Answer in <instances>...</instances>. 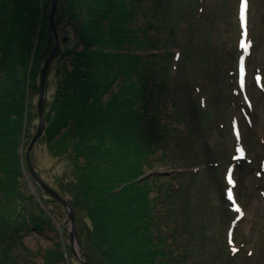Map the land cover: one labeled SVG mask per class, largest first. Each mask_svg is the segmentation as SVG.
Returning a JSON list of instances; mask_svg holds the SVG:
<instances>
[{"label": "trees", "instance_id": "trees-1", "mask_svg": "<svg viewBox=\"0 0 264 264\" xmlns=\"http://www.w3.org/2000/svg\"><path fill=\"white\" fill-rule=\"evenodd\" d=\"M66 1L65 10L72 15L66 19L59 8L57 23L77 18L80 11L85 19L79 40L83 48L60 52L63 60L68 56L59 65L54 98L45 105L48 125L42 138L51 157H68L56 190L76 210L82 247L97 264H178L155 213L163 192L159 188L157 196L151 195L155 176H160L145 177L153 165L155 131L167 132L169 126L152 114L160 54L143 46L160 47L161 31L168 27L172 32H165L164 42L173 40L174 26L167 17L171 0L160 4L155 25L146 28L134 19L137 0L132 6L128 0ZM51 7L52 0H0V264H13L12 251L29 231L44 232V224L54 228L55 215L51 210L49 215L43 198L39 201L27 183L22 151L33 138L29 131L36 118L33 98L40 93L38 68L53 46ZM164 55L170 72L173 52ZM167 87L176 92L171 73ZM61 245H54L46 264L69 259L68 247L65 257Z\"/></svg>", "mask_w": 264, "mask_h": 264}, {"label": "rangeland", "instance_id": "rangeland-1", "mask_svg": "<svg viewBox=\"0 0 264 264\" xmlns=\"http://www.w3.org/2000/svg\"><path fill=\"white\" fill-rule=\"evenodd\" d=\"M58 1L59 13L66 14L65 18L69 19L72 14H67L65 10L67 1ZM137 1L140 2V8H136L137 13L134 19L137 20L138 27L143 25L142 28H146L147 25H155L160 4L165 6L168 0L162 2H160L161 0ZM191 2L192 0H171L167 17L171 19L174 26L173 40L168 43L164 42L165 32H172L168 27L167 31H161L160 47L153 49L148 42H145L143 46L145 49L150 46L152 52L160 54L158 56L161 59L158 63L160 71L157 73L158 77L155 80L154 88H152L155 99L152 104V114L156 117V121L168 123L169 126L167 132L162 129H160L161 133L155 131L156 146L153 165L147 167L145 175V177L150 175L151 178L155 175L160 176H155L157 188L151 192L153 197L157 196L159 188L163 192L157 201L155 213L161 216L159 225L163 228V232L169 235L168 244L171 245L176 257L173 256L179 260L178 264H254V262L255 264H264V236L262 233L264 202L261 200L259 190L255 188V183L258 181L264 184V175L262 179H258L253 173L260 169L259 163L264 156V86L259 89L252 88L258 84L257 78L261 75L264 77V0H251L250 29L253 37L255 36V47L247 59L246 84L248 83L252 88L251 93H249L250 89L248 93L254 100V106H252L254 128L251 127L247 119V97L244 95L246 88L235 84L232 90V84H230L232 82L229 80L230 75L228 74L237 54L232 47L234 38L236 42L239 34L237 20L234 22L237 0H205L204 11L197 13L195 19L189 14L193 12V3ZM128 3L132 6V0H128ZM186 11L189 12L187 15ZM84 19L85 12L80 11L77 18L73 17L69 20L70 23L65 19L58 23L62 34L61 53L68 52L76 46L78 50L83 48V44L79 40ZM197 19L199 21H196ZM193 20H195L194 23ZM177 22L180 25L181 23L189 24V30L182 33L180 26L175 29ZM167 25L169 24L167 23ZM154 30L156 29L151 31L153 35ZM181 33L183 35L180 43H183L184 47L180 63L172 71L177 72L176 79L172 78L174 81L177 80L175 83L177 85L176 92L172 93V89L168 91L167 87L171 73L168 69L169 57L164 54L176 49L174 43ZM64 36L67 39H64ZM202 39H207L209 43L200 44ZM52 43L54 44V42ZM49 51L51 50L49 49ZM207 52H211V54L207 55ZM67 56L63 60L62 56L58 55L49 67L47 77L50 102L58 88L59 65L66 61ZM46 58L41 59L39 73H41V64ZM208 59L212 62V66L207 63L205 67H199ZM68 64L72 67L70 62ZM233 66L235 67V65ZM189 69L193 72L192 75H187ZM214 69H216L215 73ZM200 71L212 72L214 76L209 79L205 76L202 79L199 76ZM254 74H257V78L254 77ZM40 78L39 74L38 82H40ZM195 86L201 87L202 95L195 89ZM115 89L118 90V87L116 86ZM234 89L237 94L234 93ZM39 94L33 98L36 118L29 131L31 134L29 136H35L39 128ZM198 95L208 99L212 108L206 123L195 100L198 99ZM166 102L169 106L167 111L165 110ZM49 106L47 104L48 108ZM232 119L233 123H236L233 128L243 134V138L250 148L251 156L255 158L253 163L242 164L236 169V173L239 175V187L230 186L228 188V191L231 190L233 195L236 193L238 200L248 211V216L240 221L235 239L238 243L242 241L254 248L255 258L254 256L247 258L245 252L232 257L227 251L225 232L228 218L232 216H230L224 201L225 183L219 180L218 167L214 168L209 165L211 162L218 161L221 176L223 175L234 144ZM185 127L187 132L182 130L184 132L182 137L179 130ZM164 136L166 141L161 139ZM45 139L41 136L35 144L32 151V162L42 178L50 186L60 191V175L63 170V167L60 166L66 162L68 157L62 159L51 157ZM26 144L22 146L24 153L28 148ZM214 153H217V158ZM194 168L200 170L194 172ZM29 170L26 177L27 183L33 191L34 188L37 189L34 192L39 201L43 198L46 204L44 207L49 215V210L55 215L52 217L55 230L44 224L47 228L44 232L29 231L18 246L13 249L11 262L13 264H46L45 257L51 254L55 244L61 243L60 250L64 252L65 257L66 247H68L69 259L60 261L59 264H78L70 250V238L66 230L69 218L64 205L55 201L51 195H48L37 185H33L34 178ZM68 179L70 180L71 177ZM178 181L181 187L175 192L173 186L178 185ZM64 182L67 183V180ZM160 182L166 184L163 185ZM61 194L67 196L63 192ZM212 202L214 206H211L210 209L207 208L206 204L211 205ZM182 203L189 206L184 211L181 208ZM87 221L91 225L90 220Z\"/></svg>", "mask_w": 264, "mask_h": 264}, {"label": "water", "instance_id": "water-1", "mask_svg": "<svg viewBox=\"0 0 264 264\" xmlns=\"http://www.w3.org/2000/svg\"><path fill=\"white\" fill-rule=\"evenodd\" d=\"M58 6H59V1L52 0V9H51V17L49 24H50L51 32L53 34L54 45L51 52L45 59V61L41 64V78H40L41 91L38 102L39 118H40L39 128L35 136L32 138L29 147L26 150V159L32 177L34 178L33 184L39 186L44 192L48 193L49 195L57 199L65 207V210L69 218V223L66 229L69 234L70 250L74 256V259L78 262V264H97L93 260L87 259V256L85 255V252L82 248L79 232L77 229L76 210L65 197H63L57 190H55L52 186H50L46 181L43 180V178L37 172L31 158L33 148L37 143V141L44 134L45 128L47 126L45 120V103L47 99V88H46L47 74L49 67L51 66L54 59L57 57L62 45L61 27L57 25ZM65 39H67V37H65Z\"/></svg>", "mask_w": 264, "mask_h": 264}, {"label": "snow or ice", "instance_id": "snow-or-ice-1", "mask_svg": "<svg viewBox=\"0 0 264 264\" xmlns=\"http://www.w3.org/2000/svg\"><path fill=\"white\" fill-rule=\"evenodd\" d=\"M241 17H242V20H243V17H244L243 9H242V11H241ZM248 46H250V45H247V46H246V45L244 44L243 41L241 42V47H242V48H246V47H248ZM241 72H243V66H242V63H241ZM230 171H231V170H229V172H230ZM228 182H229V183H232V177H231V174H229ZM231 195H232L231 190H229V191H228V196H229V198H231Z\"/></svg>", "mask_w": 264, "mask_h": 264}]
</instances>
